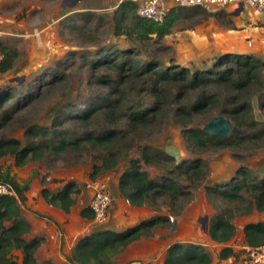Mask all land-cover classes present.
I'll use <instances>...</instances> for the list:
<instances>
[{
  "label": "rangeland",
  "instance_id": "1",
  "mask_svg": "<svg viewBox=\"0 0 264 264\" xmlns=\"http://www.w3.org/2000/svg\"><path fill=\"white\" fill-rule=\"evenodd\" d=\"M121 1L0 0V41L18 51L13 68L0 71V142L17 138L22 146H36L42 150L38 157L33 159L32 156L21 166L15 164L14 155L6 154L0 159V175L9 173L20 183L18 175L28 174L27 179L21 177L20 184L23 185L37 173H41L43 184L48 175L58 174L61 182L74 184L73 191L80 194L75 202L79 203L84 196L91 195L94 182L110 192L114 176L123 174L130 161L137 159L150 178L158 182L164 178L173 179L184 194L175 200L164 195L155 205L139 208V213L146 219L155 215L170 216L167 223L159 225L151 236L141 238L142 248H147L146 251L154 255L152 258L144 263L141 260L134 263L137 261L133 257L135 253H122L121 250L113 255L106 254L112 264H159L166 244L172 245L177 240L183 244L202 245L211 256L210 264H247V253L242 248L246 243L244 228L248 223L264 220V211L235 214L232 222L236 233L228 245L238 255L221 259L219 252L226 246L212 240L208 229L214 214L221 210L228 212L235 204L214 198L207 188L230 181L243 167L253 178L264 179L262 91L254 86L248 92L252 116L258 121V127L253 131L260 137L240 145L200 149L188 144L187 128H203L220 114L219 106L212 112L194 113L187 125L179 121L177 109L192 103L200 89L190 91L189 95L179 92L169 95L167 102L152 114L148 125L136 130L128 125L132 111L154 103L149 93L150 80L143 68L150 64L171 71L181 67L192 71L209 68L215 59L225 54V50L217 55V50L214 55L202 50L208 37L217 36L213 21L233 29L228 23L231 20L225 16H185L165 37L159 39L153 34L148 40L139 41L114 34L113 15ZM206 8L213 12L219 10L213 5ZM204 19L211 22H205L206 26L212 27L210 30L199 25L198 21ZM258 25L262 30H255L256 38L250 34L244 44L248 48L247 54L264 61V21ZM113 52H119V60L126 61L128 69L131 66L138 72L123 79L109 65L95 64ZM107 82L123 90L122 97L111 90ZM211 89L226 94L223 86L213 85ZM116 99H121V104L112 121L99 107ZM84 111H91V118L87 121L78 117ZM220 115L230 119L225 114ZM109 130L117 133L115 142L109 146L93 145L87 140L88 133L104 134ZM62 138L79 140L80 146L60 151L56 146ZM50 142V148H46ZM170 148L178 152L177 157L169 154ZM143 149H147L155 162L145 163ZM110 152L117 154L118 165L92 178L93 166L103 163ZM197 158H201L204 165V176L198 180V185L178 170L185 161L184 167ZM58 180L53 179L55 184ZM89 201H84V205Z\"/></svg>",
  "mask_w": 264,
  "mask_h": 264
},
{
  "label": "trees",
  "instance_id": "2",
  "mask_svg": "<svg viewBox=\"0 0 264 264\" xmlns=\"http://www.w3.org/2000/svg\"><path fill=\"white\" fill-rule=\"evenodd\" d=\"M210 15L227 17L228 13L222 9L215 12L209 11L208 8L200 5L174 6L168 11L164 21L158 23L141 16L135 1L123 0L114 11V34L127 35L139 41H146L154 34L160 39L169 34L182 17L208 18ZM0 53L2 54L0 71L7 72L13 68L18 51L0 41ZM119 58V52L108 53L95 64L109 65L117 70L118 75L123 79L138 72L131 66L128 69L127 62L120 61ZM143 69L147 72L150 80L149 93L154 98V103L130 113L128 125L133 130L148 125L152 114L167 102L169 95L177 92L189 95L190 91L200 89L201 91L196 94L192 103L177 109L179 121L187 125L194 113L212 112L220 106L219 113L227 115L232 121V132L227 137L219 138L208 134L203 128L190 127L186 129V141L190 146L200 149L208 146L221 149L235 143L240 145L246 141L257 140L260 137L258 132L253 131L258 127V121L252 116V104L248 97L249 90L254 86H257L264 96V61L255 55L225 53L204 70L192 71L187 67H181L174 71L161 70L154 64L146 65ZM107 85L121 97L124 94V91L118 86L114 87L108 82ZM213 85L223 86L226 94L214 92L211 89ZM120 104L121 99H116L104 107H99V110L104 111L107 118L114 121L117 107L119 108ZM262 105L264 107V100ZM90 114L91 111H84L78 117L87 121L91 118ZM116 135V130H109L104 134L88 133L86 137L93 145L109 146L115 142ZM57 143L56 149L60 151L80 146L79 140L65 138ZM51 144L52 142L48 143L46 148H50ZM41 153L42 150L36 146H22L21 141L17 138H6L0 142V159L6 154H12L15 157V164L18 166L24 165L32 156L34 159ZM142 157L147 164L155 162V158L147 152V149L142 150ZM117 163V154L110 152L103 163L93 166L92 178H96L101 171L113 169L118 165ZM186 163L185 161L179 165L178 170L198 185V180L204 176L202 159L197 158L184 167ZM237 174L228 182L207 188L208 193L214 198L228 204H235L234 208L229 209L228 212L221 210L214 214L210 222L208 232L211 239L222 244L228 243L236 233V226L232 222L235 214L251 213L254 210L264 211V179L253 178L249 170L244 167L239 168ZM0 179L11 182L18 194V197L0 195V264H18L15 257L11 255L13 249H22L23 264H39L35 253L41 241L39 239L28 241L23 238L29 228L27 222L20 217L17 200L18 198L23 200V192L28 188V183L21 185L9 173L0 175ZM119 188L124 198L136 206L155 205L157 200L164 195H169L175 200L180 194H184L181 186L173 179L164 178L162 182H158L150 178L137 159L130 161L129 167L120 178ZM73 190L74 184L69 183L64 190L57 194L51 193L47 188H43L42 194L50 203L54 205L62 203L63 208L68 210L74 203L73 198L70 197ZM89 216L94 217L92 213ZM169 217L168 215H155L122 232L115 233L110 238L94 241L89 237L82 240L73 249L70 258L71 264H75V262L78 264H112L106 258V254L113 255L141 236L152 235L155 228L167 223ZM5 222H11V225L6 226ZM244 234L245 242L249 246L255 247L264 244V222L248 223L244 228ZM233 255L235 252L231 246L223 247L219 252L221 259H228ZM210 263L211 256L202 245L180 242H176L168 248L163 262V264Z\"/></svg>",
  "mask_w": 264,
  "mask_h": 264
},
{
  "label": "crops",
  "instance_id": "3",
  "mask_svg": "<svg viewBox=\"0 0 264 264\" xmlns=\"http://www.w3.org/2000/svg\"><path fill=\"white\" fill-rule=\"evenodd\" d=\"M214 7H216L215 9L219 8L227 11V17L231 20L230 24L233 25L234 28H225L220 22L212 20L215 25L214 28L216 29L215 35L217 36H213V38L208 37L207 43L203 41L204 45L207 44V46L202 45V50L208 55H212L215 50H217L215 55L221 53L223 50H225V53H247L248 48L244 44V41H247L250 34H254L255 37L258 35L256 31L259 29L262 30V26H259L258 22L262 23L264 21V13L259 12L255 7L248 4L231 3L227 6ZM208 20L209 19L198 21L199 25L203 24L205 27L204 30H210L212 28L205 25V22H209ZM209 23L211 24V22ZM200 29H202V27H200ZM204 30L202 29V34ZM24 174L25 173L18 175V181L20 180V183H22L21 177L25 179L28 178V174H26V176H24ZM121 176L122 174L114 176L110 183L109 187L111 188H109V190L112 195V202L109 208L108 218L104 222H97L94 217L89 216L90 213L93 214L89 204L93 195L92 184V189L90 191L91 195L87 194L79 203L75 202V199L77 195L79 198L80 194L72 191L70 197L73 198L74 203L68 210H65L62 203L54 205L47 201L42 194L43 188L49 189L51 193L54 194L64 190L67 185L66 182H61V176L54 173L50 174L45 178V184H43L41 173H37L33 176L28 182V188L23 192V200L21 201L19 198L17 200L20 208V217L27 222L29 228L28 231L24 233L23 238L28 241L32 239H39L41 241L35 253V257L39 264H71L72 261L70 258L73 249L80 241L89 237L94 241L103 240L106 237L110 238L115 233L122 232L137 225L142 220H146V217L143 218L139 213V208H142V206L132 205L122 195L119 188ZM54 178L60 179L56 182L57 184L54 183ZM81 195H85V193L83 194V192H81ZM88 199H90V201L87 205H84V201H88ZM261 222H264V220ZM5 225L10 226L11 222H5ZM144 236L151 235L141 236L122 250V253L124 251L135 253L133 257L134 260L137 261L134 263H138V260L144 263L145 260L154 256L149 251H146L148 250L147 248H142L140 242L141 238ZM177 242L181 243L182 241L177 240ZM170 246V244H166L164 247L163 257L159 261V264H163L166 252ZM224 246L230 245L226 243ZM247 246L249 245L245 243L242 248L245 249ZM234 252L237 256L238 253L235 250ZM11 255L15 257L18 264H23L24 253L22 249H13ZM75 264L78 263L75 262Z\"/></svg>",
  "mask_w": 264,
  "mask_h": 264
},
{
  "label": "built area",
  "instance_id": "4",
  "mask_svg": "<svg viewBox=\"0 0 264 264\" xmlns=\"http://www.w3.org/2000/svg\"><path fill=\"white\" fill-rule=\"evenodd\" d=\"M138 5V13L150 20L162 23L168 11L174 6H225L231 3L248 4L255 7L259 12L264 13V0H133ZM93 195L90 201V208L93 211L94 219L97 222H104L109 215V208L112 202L111 193L98 182L92 184ZM0 195L16 196L14 185L0 179ZM247 264H264V244L259 246H247Z\"/></svg>",
  "mask_w": 264,
  "mask_h": 264
},
{
  "label": "water",
  "instance_id": "5",
  "mask_svg": "<svg viewBox=\"0 0 264 264\" xmlns=\"http://www.w3.org/2000/svg\"><path fill=\"white\" fill-rule=\"evenodd\" d=\"M203 130L214 137L224 138L229 136L232 132V123L229 118L223 115H217L209 120L203 127ZM169 154L173 157H177L178 152L170 148Z\"/></svg>",
  "mask_w": 264,
  "mask_h": 264
}]
</instances>
